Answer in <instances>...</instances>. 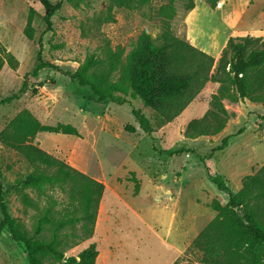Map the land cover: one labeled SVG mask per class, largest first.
Returning <instances> with one entry per match:
<instances>
[{
  "label": "rangeland",
  "instance_id": "obj_1",
  "mask_svg": "<svg viewBox=\"0 0 264 264\" xmlns=\"http://www.w3.org/2000/svg\"><path fill=\"white\" fill-rule=\"evenodd\" d=\"M188 4L189 0H137L132 8H114L111 22L109 0H84L79 7L63 3L47 30V11L39 0H0V44L19 62L16 70L5 67L0 73V100L18 93L27 82L19 100L0 106V132L24 109L44 125L74 126L80 137L40 133L33 144L105 185L92 238L80 239L81 224L58 234L47 226L37 234L48 208L56 220L74 216L73 208L66 209L68 194L60 188L46 193L25 190L36 208L24 206L14 186L34 168L0 143V180L6 186L9 214L21 222L28 237L55 242L63 254L60 262L45 254L43 264H69L92 243L99 251L96 264H203V253L192 243L217 217L213 202L225 206L228 194L237 193L244 178L264 166V104L241 100L232 88L222 93L219 83L209 81L177 117L166 121L138 96L128 95L125 105L99 104L90 87L71 79L90 56L106 59L110 52L120 53L125 64L144 33L160 44L169 29L189 43L184 25ZM30 11L35 14L33 40L24 35ZM237 29L242 37L264 39V0L251 2ZM201 33L196 29L190 39L197 42ZM40 42L43 60L54 67L25 80L38 65ZM114 76L117 80L119 75ZM214 96L221 98L230 115L225 129L190 138V124L212 111ZM134 109L151 121L152 136L139 129ZM127 125L135 126L136 132H127ZM227 136V146L214 154L212 180L202 158ZM2 218L0 212V223ZM0 264H29L25 246L14 242L7 229H0Z\"/></svg>",
  "mask_w": 264,
  "mask_h": 264
},
{
  "label": "trees",
  "instance_id": "obj_2",
  "mask_svg": "<svg viewBox=\"0 0 264 264\" xmlns=\"http://www.w3.org/2000/svg\"><path fill=\"white\" fill-rule=\"evenodd\" d=\"M47 14L44 21L47 30L52 29V17L62 8L63 3L79 7L84 0H39ZM216 5L218 0H206ZM216 2V3H215ZM108 21L114 22V8H132L137 0H109ZM210 4V3H209ZM195 7V0H189L188 11ZM34 12L30 11L24 35L27 39L35 37ZM43 45L40 42L38 65L25 75L37 77L41 70L52 68L42 58ZM211 55L201 51L188 42L174 37L167 29L160 44H156L144 33L137 47L128 55L125 64L120 53L110 52L106 59L90 56L78 71L71 75L81 86H88L96 95V102L107 101L125 105L128 95L140 97L144 104L162 115L166 121L177 117L194 99L196 93L209 81L219 83L221 92L231 88L241 100L264 104V39L251 36L230 37L216 66ZM18 60L0 44V73L5 67L16 70ZM215 67V73L212 69ZM118 73L117 80L115 74ZM27 82L20 91L0 100V106L19 100L26 92ZM214 96L212 111L203 119L190 124V138L210 136L221 133L230 115ZM139 129L152 136L155 129L151 121L139 110H133ZM125 130L135 133L136 127L127 125ZM40 133H55L80 137V133L70 124L58 123L44 125L28 109L18 113L0 132V143L15 150L24 157L34 170L15 185L21 201L26 207L36 208L32 198L25 190L33 189L46 193L49 188H60L68 194V208H73L74 216L56 220L53 210L48 208L39 219L37 234L47 226L58 234L65 228L81 224V240H88L94 234V227L105 185L49 154L33 140ZM231 136L225 137L208 157H203L208 176L214 180L213 157L227 146ZM139 191L138 184L135 194ZM6 186L0 180V229H7L14 242L25 246L29 264H43L42 256L52 254L57 262L63 254L55 247V242L46 243L27 236L23 225L9 214L5 201ZM225 206L215 201L212 209L217 217L194 240L193 246L203 253V264H264V166L254 175L244 178L242 188L235 194L229 193ZM99 256L96 243L90 244L69 264H96Z\"/></svg>",
  "mask_w": 264,
  "mask_h": 264
},
{
  "label": "crops",
  "instance_id": "obj_3",
  "mask_svg": "<svg viewBox=\"0 0 264 264\" xmlns=\"http://www.w3.org/2000/svg\"><path fill=\"white\" fill-rule=\"evenodd\" d=\"M223 1L225 5L216 8V5H210L206 0H196L194 9L187 14L184 21L189 43L215 59L221 56L230 37H242L237 28L253 0ZM196 29L201 30L202 37L193 42L190 36Z\"/></svg>",
  "mask_w": 264,
  "mask_h": 264
},
{
  "label": "built area",
  "instance_id": "obj_4",
  "mask_svg": "<svg viewBox=\"0 0 264 264\" xmlns=\"http://www.w3.org/2000/svg\"><path fill=\"white\" fill-rule=\"evenodd\" d=\"M224 5H225L224 1H223V0H219V1L216 3V8H222Z\"/></svg>",
  "mask_w": 264,
  "mask_h": 264
}]
</instances>
